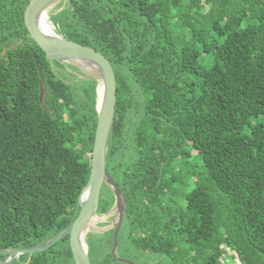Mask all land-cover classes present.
Returning <instances> with one entry per match:
<instances>
[{
	"label": "trees",
	"instance_id": "obj_1",
	"mask_svg": "<svg viewBox=\"0 0 264 264\" xmlns=\"http://www.w3.org/2000/svg\"><path fill=\"white\" fill-rule=\"evenodd\" d=\"M29 1L0 0L6 249L42 244L76 219L98 121V80L47 57L24 21ZM48 11L58 34L115 71L107 169L125 197L116 255L227 264L233 250L241 264H264V0H59ZM114 204L104 183L98 215ZM114 230L87 233L92 264H132L112 254ZM7 264L76 263L66 235Z\"/></svg>",
	"mask_w": 264,
	"mask_h": 264
},
{
	"label": "water",
	"instance_id": "obj_2",
	"mask_svg": "<svg viewBox=\"0 0 264 264\" xmlns=\"http://www.w3.org/2000/svg\"><path fill=\"white\" fill-rule=\"evenodd\" d=\"M58 1L30 0L24 12V21L31 37L46 52L48 58L62 63H72L98 80L96 105L98 121L91 154L90 176L79 195L80 212L70 225L57 232L46 242L36 246L18 249L0 248V253L8 255L6 259L0 257V264L10 263L21 254H31L48 249L66 235L70 237V245L75 263L92 264L88 255L87 233L91 230H105L111 227H115L112 254L119 260L137 264L116 255L118 246L117 235L123 220L125 197L107 169L108 143L115 120L117 100L115 71L110 60L99 50L92 46L67 39L58 34L50 26L47 28L40 24V14L47 11L49 7ZM87 63L94 65V71L86 68L85 65ZM37 67L40 73V99L42 100L45 91L44 73L39 64ZM100 86H102V95L99 93ZM104 183L113 191L115 204L108 212L98 215L100 194ZM113 212H116L117 218L111 224L105 226L93 225L96 219L100 222Z\"/></svg>",
	"mask_w": 264,
	"mask_h": 264
},
{
	"label": "rangeland",
	"instance_id": "obj_3",
	"mask_svg": "<svg viewBox=\"0 0 264 264\" xmlns=\"http://www.w3.org/2000/svg\"><path fill=\"white\" fill-rule=\"evenodd\" d=\"M48 11V10H47ZM50 11V10H49ZM48 11V12H49ZM51 15V14H50ZM51 17H52V15H51ZM52 20L54 21V18L52 17ZM51 19H50V16H49V21L52 23V26H53V28H54V23H53V21H52ZM256 120H259V121H262V122H264V115H262L261 117H259L258 119H256ZM175 187H177V185H174ZM181 187V186H180ZM117 217H116V212H113V213H111L108 217H106L105 219H103V220H101L100 222H98L97 223V225H99L101 222H106L107 221V223H112L113 222V220H115ZM100 226H102V225H100ZM230 255H235V259L231 256V257H229ZM226 258L225 257H223V259H226V263L227 264H230L231 262H233V261H235L237 264H241L240 262H239V259H238V257L236 256V253L233 251V250H230V251H228L227 253H226ZM229 257V258H228ZM227 258L229 259L228 261H227ZM234 259V260H233ZM229 261H231V262H229ZM149 263V262H148Z\"/></svg>",
	"mask_w": 264,
	"mask_h": 264
},
{
	"label": "bare ground",
	"instance_id": "obj_4",
	"mask_svg": "<svg viewBox=\"0 0 264 264\" xmlns=\"http://www.w3.org/2000/svg\"><path fill=\"white\" fill-rule=\"evenodd\" d=\"M39 22L44 27L49 28V26H50L51 28H53L52 23L49 21V15H48V12L47 11H45V12H43V13L40 14ZM85 66H86L87 69H89L91 71H94V69H95V67H94L93 64H88L87 63ZM99 93H100V95H102V86H100ZM97 222H98V219L95 220V222L93 223V225L97 224Z\"/></svg>",
	"mask_w": 264,
	"mask_h": 264
}]
</instances>
